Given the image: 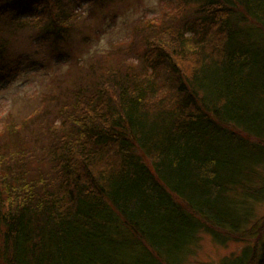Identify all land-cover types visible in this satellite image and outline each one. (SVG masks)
I'll use <instances>...</instances> for the list:
<instances>
[{
	"label": "trees",
	"instance_id": "16d2710c",
	"mask_svg": "<svg viewBox=\"0 0 264 264\" xmlns=\"http://www.w3.org/2000/svg\"><path fill=\"white\" fill-rule=\"evenodd\" d=\"M114 1L0 0V78ZM167 1L7 115L0 264H264V0Z\"/></svg>",
	"mask_w": 264,
	"mask_h": 264
},
{
	"label": "rangeland",
	"instance_id": "374dc122",
	"mask_svg": "<svg viewBox=\"0 0 264 264\" xmlns=\"http://www.w3.org/2000/svg\"><path fill=\"white\" fill-rule=\"evenodd\" d=\"M169 8L167 0H125L89 5L84 11L88 15L85 25L83 23L81 26L83 33L75 35L72 43L62 44V49L70 55L67 60H57L54 46L49 44L36 47L24 40L14 45L18 51H27L30 60L34 59L33 63L36 64H31L30 69L24 72L19 71L14 75L7 72L8 76L0 78V128L9 113L20 118L32 112L42 93L53 90L54 86L69 79V71L75 68L77 60L81 62L94 52L108 49L112 42L126 40L129 37L128 29L140 18L157 17L162 9ZM83 35L87 36L86 42L82 39ZM259 208L264 213V204ZM202 237V247L195 257L197 260L218 262L222 256L239 250L242 245L230 243L222 247L209 235L204 234Z\"/></svg>",
	"mask_w": 264,
	"mask_h": 264
}]
</instances>
